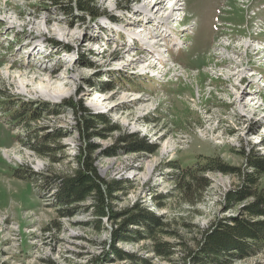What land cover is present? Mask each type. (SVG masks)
<instances>
[{
	"label": "rangeland",
	"instance_id": "obj_1",
	"mask_svg": "<svg viewBox=\"0 0 264 264\" xmlns=\"http://www.w3.org/2000/svg\"><path fill=\"white\" fill-rule=\"evenodd\" d=\"M71 1L75 16L52 0H0V264H92L106 254L97 264H190L183 257L198 229L252 200L224 208V194L253 171L251 152L264 158V0H95L108 16L84 21ZM163 26L167 37L151 36ZM139 29L152 38L129 35ZM79 103L116 127L97 122L101 134L90 139L100 176L130 181L113 209L148 210L161 223L153 235L139 227L137 239L113 240L121 219L62 205L44 181L70 174L85 148ZM34 107L39 117L28 124L10 117ZM36 134H57L46 144L58 149L40 156L26 147ZM132 134L153 151H128ZM206 156L240 174L208 172L209 185L188 201L173 166ZM252 188H264V174ZM156 242L170 254H157ZM230 264H264V250Z\"/></svg>",
	"mask_w": 264,
	"mask_h": 264
},
{
	"label": "trees",
	"instance_id": "obj_2",
	"mask_svg": "<svg viewBox=\"0 0 264 264\" xmlns=\"http://www.w3.org/2000/svg\"><path fill=\"white\" fill-rule=\"evenodd\" d=\"M52 4L66 16H75L72 14L73 5L71 0L66 2L52 0ZM74 4L78 14H80H76V18L82 21L86 16L90 19L108 16L104 10L101 11L96 7L95 0H75ZM109 18L112 19V16H109ZM64 49L68 50L69 47L65 46ZM67 104L75 108L74 104L69 102ZM28 109L29 115L24 110L23 112L18 110L11 112V119L28 124L39 117V108ZM76 109L75 113L78 115L77 119H79L77 128L82 129L83 138L87 141L85 148L79 147L78 154L74 156L75 167L70 174L44 176V181H48L49 185L55 188L57 199L62 205L84 208L87 211L90 209L97 221L102 220L104 217H107L110 221L121 219L122 222L119 224L121 230L114 231L113 240L116 238L137 239L141 235L137 230L139 227L145 230L143 232L145 237L153 235L161 223L148 210L139 208L138 204L122 212L113 209L114 200L118 198L117 194L127 189L130 181L118 178L106 180L100 176L95 165L93 153L96 144H93L90 139L94 134H101V130L97 129L96 123L101 122L106 125L105 129L108 131H113L116 127L114 125L109 126L110 122L103 114L92 112L81 103ZM55 135L57 134L38 137L36 134V142L26 140V147L40 156L49 155V151L58 149H52L46 144L49 143V140L55 139ZM124 139L127 141L128 151H153V146L137 134L129 135ZM201 159L195 165H186L181 168L178 165H176L177 168L173 166L178 169V172H181L177 175V183L182 196L184 195L183 197L188 201H191L189 199L197 191H202L209 185V180L205 176L208 172L240 174L239 168L230 166L219 158L206 156ZM247 163L253 171L242 174V185L236 189H229L224 194V208L229 210L238 204H244L247 199L252 200L242 205L236 215L215 217L212 221H209L206 227L198 229V238L195 239V245L186 247L183 258L187 259V263L230 264L236 259H245L264 250V188L261 190L252 188L257 181V175L264 174V158L252 151ZM127 184L129 185L126 187ZM86 201H88V205L84 206L83 204ZM95 226L98 227L99 222ZM133 226H136V228ZM134 233L136 236H133ZM154 250L160 255L167 256L170 254L169 247L165 243L156 242ZM104 256L102 260L105 261L108 255ZM129 257L132 258V255H129ZM102 260L94 258L91 262L92 264H97L98 261L103 263Z\"/></svg>",
	"mask_w": 264,
	"mask_h": 264
},
{
	"label": "bare ground",
	"instance_id": "obj_3",
	"mask_svg": "<svg viewBox=\"0 0 264 264\" xmlns=\"http://www.w3.org/2000/svg\"><path fill=\"white\" fill-rule=\"evenodd\" d=\"M156 3V2H155ZM155 3H154V5H155ZM157 3H159L158 4V6H157V9H156V12L157 11H159L160 9H161V6H162V3H160V2H157ZM175 5V4H174ZM152 7L153 6H151L150 7V5H143L142 6V9L141 10H143V11H146V10H148L149 8V10L148 11H150L151 9H152ZM173 7V6H172ZM172 9H174V8H172ZM153 11V10H152ZM172 11V10H171ZM141 15H142V13H141ZM170 15V14H169ZM169 15H166V17H168ZM136 16H140V12L139 13H137V15ZM130 26H133V25H131V24H127L126 25V28H129ZM140 30V29H139ZM139 30L138 31H136L135 33L134 32H132V33H129V35L130 34H135L137 37H139V39H141L142 38V36L145 38V40H149V39H151L152 37L151 36H149V33L147 34V33H144V31L143 30H140V32H139ZM148 44V43H147ZM150 46H153L154 45V43L153 42H150ZM20 85V87H22V88H24L25 89V86L23 85V84H19ZM41 92H44V91H41ZM48 95H49V97H55V93H51V92H46Z\"/></svg>",
	"mask_w": 264,
	"mask_h": 264
}]
</instances>
